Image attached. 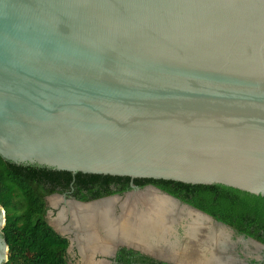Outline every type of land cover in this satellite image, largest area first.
<instances>
[{"label":"water","instance_id":"water-1","mask_svg":"<svg viewBox=\"0 0 264 264\" xmlns=\"http://www.w3.org/2000/svg\"><path fill=\"white\" fill-rule=\"evenodd\" d=\"M0 156L131 178L123 194L62 196L50 225L74 234L80 264L88 253L115 264L122 247L171 264H248L237 242L264 243L134 179L264 196V0H0ZM106 200L119 237L87 251L71 216L56 218ZM6 223L0 204V264Z\"/></svg>","mask_w":264,"mask_h":264},{"label":"trees","instance_id":"trees-1","mask_svg":"<svg viewBox=\"0 0 264 264\" xmlns=\"http://www.w3.org/2000/svg\"><path fill=\"white\" fill-rule=\"evenodd\" d=\"M131 178L92 173H73L35 165L17 164L0 156V204L7 223L9 243L5 264H70L68 240L48 222L47 197L70 186L75 197L89 201L130 189ZM144 187L155 184L162 190L212 215L238 234L264 243V196L221 184H189L174 180L137 178ZM117 186L113 189L111 186ZM115 264H171L126 247L120 248Z\"/></svg>","mask_w":264,"mask_h":264},{"label":"bare ground","instance_id":"bare-ground-1","mask_svg":"<svg viewBox=\"0 0 264 264\" xmlns=\"http://www.w3.org/2000/svg\"><path fill=\"white\" fill-rule=\"evenodd\" d=\"M59 199H53V203L57 205ZM159 205V204H157ZM114 202L106 200L103 202L80 205L76 203H68L60 215L56 218L61 225L68 215L71 216L74 227H79L78 239L81 246L87 251L96 250L110 251V241L117 239L120 225L117 218L113 215ZM100 227L105 231L100 232ZM94 254V253H93ZM91 254H86L85 264H91Z\"/></svg>","mask_w":264,"mask_h":264},{"label":"flooded vegetation","instance_id":"flooded-vegetation-1","mask_svg":"<svg viewBox=\"0 0 264 264\" xmlns=\"http://www.w3.org/2000/svg\"><path fill=\"white\" fill-rule=\"evenodd\" d=\"M113 189H118L117 186L113 185L111 186ZM132 188H131V183H130V189H127V190H124L122 191L121 193H115V194H123L127 191H130ZM75 188L74 186H70L68 189H66L64 192L62 193H54V194H51L47 197V200L53 196V197H57L59 198V203L61 201V204H65V200L62 199V196H66V198L68 199H74L76 198L74 195H75ZM55 195V196H54ZM109 196V195H108ZM106 197V196H104ZM102 198V197H100ZM54 199V198H53ZM77 199V198H76ZM48 202V201H47ZM48 206H49V209L47 211V219H48V216L51 217L50 220L51 221H48L49 224L50 222H52L53 220V223H54V218L56 217L57 215V211H55V209L58 207V205H55L53 203V201L51 203H48ZM51 211H54V214L51 216L50 215V212ZM68 222L65 223V225L67 224ZM182 230V229H181ZM62 235V234H61ZM63 237H65L67 240H68V246H67V249H66V254H67V257H68V262L70 264H72L71 262L75 261L76 258H79L81 256V252H80V249L77 245V242H75L72 246V241H71V238L74 236L73 233H70L69 235L67 236H64L62 235ZM236 240H237V236L234 237ZM252 246V245H251ZM251 246H248L244 241H238L237 242V246H236V250L235 252L241 257V258H244L248 264H264V249H261L259 252H258V255L262 256L263 259H259V258H256V256L251 252ZM120 250V248L118 249V251ZM118 251H117V254H118ZM116 258H117V255H116ZM116 258H114V262L116 263Z\"/></svg>","mask_w":264,"mask_h":264},{"label":"rangeland","instance_id":"rangeland-1","mask_svg":"<svg viewBox=\"0 0 264 264\" xmlns=\"http://www.w3.org/2000/svg\"><path fill=\"white\" fill-rule=\"evenodd\" d=\"M53 198H55V197H52V198L48 199V200H47L48 203H51V202L53 201ZM58 199H59V198H58ZM57 205H58V207L55 209V211L59 210V209L62 207L61 201H60V203H59V201H58ZM50 218H51V217L48 216V221H51ZM251 252H252L255 256H258V251H257V248H256V247L251 246ZM71 263H72V264H80L78 258H76V260L73 261V262H71Z\"/></svg>","mask_w":264,"mask_h":264}]
</instances>
